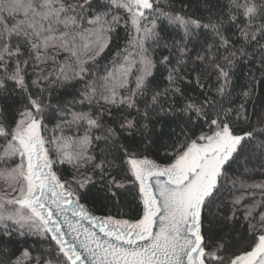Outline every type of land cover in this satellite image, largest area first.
I'll return each instance as SVG.
<instances>
[{"label":"snow or ice","instance_id":"snow-or-ice-1","mask_svg":"<svg viewBox=\"0 0 264 264\" xmlns=\"http://www.w3.org/2000/svg\"><path fill=\"white\" fill-rule=\"evenodd\" d=\"M197 4L0 0V264H264V0Z\"/></svg>","mask_w":264,"mask_h":264},{"label":"trees","instance_id":"trees-1","mask_svg":"<svg viewBox=\"0 0 264 264\" xmlns=\"http://www.w3.org/2000/svg\"><path fill=\"white\" fill-rule=\"evenodd\" d=\"M186 4H190L191 7L188 8H183V5ZM158 7L162 8L165 11H174V12H178L182 15H202L203 14V9L201 8V10L198 12L197 11V0H158ZM126 33L124 31H121L120 33V39L116 42H114L113 44V48L115 47V43H119L121 46H124L126 43V39H125ZM105 55L107 56L108 53L106 52ZM58 59H62V57L58 58ZM104 63H106L107 61L104 60L102 61ZM45 68L46 71H51L52 68L54 67V65H47V66H42ZM248 66L246 65H238L237 66V70L235 72V76H234V84L236 85V97L237 100L239 101L240 97H239V93L241 91L242 88H244L245 86L248 85ZM257 76L259 78V73H257ZM161 86H163L162 82H161ZM195 84H191L188 86V95H190L191 97L195 98V99H199L200 98V94H199V89L196 88L195 91H192L193 88H195ZM264 92V86L260 85L259 83L257 84L256 87V95L253 101H250L246 106L249 109V116L251 118V122L249 124H245L243 125V127L249 129V130H253V128H255V124H256V117H255V112L258 111V108L260 106V104L262 103V101H264V96L261 95V93ZM55 128L54 124H50L49 125V130H52ZM258 131V129H256ZM62 178L65 179H71L72 177V170L65 167L62 170ZM245 178L248 184H260V183H264V174L260 173L259 170L255 171V172H251V173H246L245 174ZM255 194H256V199L259 201L262 199L260 192L258 189L254 190ZM132 197L131 196H126L125 198L122 199V201L117 204L115 207H113L112 205H109L106 209H102L101 211L97 212V214H112L114 216H118L121 214H127V217H134L135 215V204L132 202ZM89 208L93 211H95V208L92 205H88ZM96 208L99 207V205L95 206ZM126 217V218H127ZM19 255V253H18ZM25 264H27V261H25Z\"/></svg>","mask_w":264,"mask_h":264},{"label":"rangeland","instance_id":"rangeland-1","mask_svg":"<svg viewBox=\"0 0 264 264\" xmlns=\"http://www.w3.org/2000/svg\"><path fill=\"white\" fill-rule=\"evenodd\" d=\"M57 135L60 134V130L57 129ZM76 132L75 126H65L63 128V135L65 136H71ZM10 193V189H7V185L5 184L4 180L0 178V195H7Z\"/></svg>","mask_w":264,"mask_h":264},{"label":"water","instance_id":"water-1","mask_svg":"<svg viewBox=\"0 0 264 264\" xmlns=\"http://www.w3.org/2000/svg\"><path fill=\"white\" fill-rule=\"evenodd\" d=\"M90 209V208H89ZM91 210V209H90ZM97 214V213H96ZM98 215H100V214H98Z\"/></svg>","mask_w":264,"mask_h":264}]
</instances>
